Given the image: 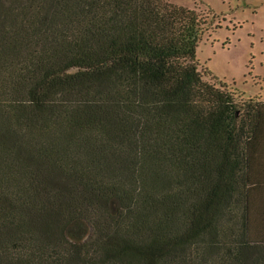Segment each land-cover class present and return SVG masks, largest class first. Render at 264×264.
I'll return each mask as SVG.
<instances>
[{
    "label": "trees",
    "instance_id": "obj_1",
    "mask_svg": "<svg viewBox=\"0 0 264 264\" xmlns=\"http://www.w3.org/2000/svg\"><path fill=\"white\" fill-rule=\"evenodd\" d=\"M208 18L0 0V264H264V103L202 79Z\"/></svg>",
    "mask_w": 264,
    "mask_h": 264
},
{
    "label": "rangeland",
    "instance_id": "obj_2",
    "mask_svg": "<svg viewBox=\"0 0 264 264\" xmlns=\"http://www.w3.org/2000/svg\"><path fill=\"white\" fill-rule=\"evenodd\" d=\"M167 1L210 16L197 50L202 79L217 87L225 84L239 100L257 97L264 103V0ZM261 117L258 134L253 138L257 148L253 149L264 158V107ZM260 172L264 173V166ZM255 183L264 184V175ZM75 225L71 229L74 236L89 233L82 222Z\"/></svg>",
    "mask_w": 264,
    "mask_h": 264
}]
</instances>
